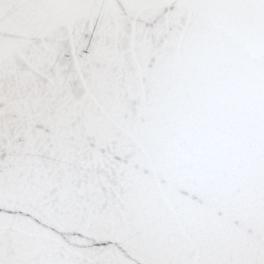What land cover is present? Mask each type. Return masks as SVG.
<instances>
[{
    "label": "snow or ice",
    "instance_id": "1",
    "mask_svg": "<svg viewBox=\"0 0 264 264\" xmlns=\"http://www.w3.org/2000/svg\"><path fill=\"white\" fill-rule=\"evenodd\" d=\"M0 264H264V0H0Z\"/></svg>",
    "mask_w": 264,
    "mask_h": 264
}]
</instances>
